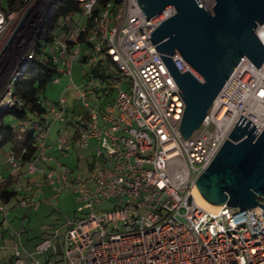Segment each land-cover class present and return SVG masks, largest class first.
Here are the masks:
<instances>
[{
    "label": "built area",
    "instance_id": "1",
    "mask_svg": "<svg viewBox=\"0 0 264 264\" xmlns=\"http://www.w3.org/2000/svg\"><path fill=\"white\" fill-rule=\"evenodd\" d=\"M76 1L82 7L80 18L63 23L49 52L58 64L55 82L63 74L71 76L68 89H76L84 109L70 112L63 95L57 103L43 100L46 110L41 115L16 118L12 127L18 139L33 133L36 151L30 160L25 158L28 146L20 154L13 148L8 153L16 195L0 200V213L7 223L12 199L19 208L39 207L35 187L43 193L52 188V198L74 192L86 212L76 221L52 227L33 250L22 240L23 230L10 228L16 264H58L60 254L63 264H264V197L256 208L240 211L226 204L210 209L199 204L195 193L199 175L241 114L255 124L256 135L264 130V62L258 68L242 58L206 119L183 138L179 123L184 99L150 41L155 27L175 13L174 7L148 20L137 0H110L95 15L99 0ZM16 14L0 6V37ZM255 32L264 45V23ZM34 45L27 56L20 52L0 65V113L17 106L14 86L32 61ZM172 57L180 72L188 70L202 80L181 55ZM78 60L91 66L84 87L73 83L72 67ZM93 68L106 74L121 71L128 88L121 86L115 98H104L105 78L94 75ZM58 122L61 132L74 126L71 139L53 138ZM92 139L97 145L92 157H86ZM56 152L65 157L74 152L87 161V176L80 165L73 169L54 157ZM35 174L41 176L32 180ZM6 181L0 169V191Z\"/></svg>",
    "mask_w": 264,
    "mask_h": 264
},
{
    "label": "water",
    "instance_id": "2",
    "mask_svg": "<svg viewBox=\"0 0 264 264\" xmlns=\"http://www.w3.org/2000/svg\"><path fill=\"white\" fill-rule=\"evenodd\" d=\"M137 1L148 20L174 7L175 13L155 27L150 41L180 89L185 102L180 132L189 138L242 58L262 66L264 45L255 28L264 23V0H215L211 11L202 0ZM176 52L202 80L176 68ZM236 122L195 186L208 205L226 204L242 211L256 208L264 197V130L256 135L255 124L242 114Z\"/></svg>",
    "mask_w": 264,
    "mask_h": 264
},
{
    "label": "rangeland",
    "instance_id": "3",
    "mask_svg": "<svg viewBox=\"0 0 264 264\" xmlns=\"http://www.w3.org/2000/svg\"><path fill=\"white\" fill-rule=\"evenodd\" d=\"M1 1V0H0ZM54 0H26L25 8L17 11V14L12 19V22L9 24L8 28L4 31L3 35L0 37V65L3 61L11 60L14 55H17L21 52L22 57L27 56L28 53L33 49V45L38 41L41 29L44 27L47 17L53 12ZM203 5L205 9L211 11L214 5L213 0H203ZM27 14V16H26ZM26 16V20L24 19ZM68 19H63L67 23ZM25 20V22H24ZM24 23V24H23ZM19 26H21L19 28ZM18 31L15 33L16 29ZM57 34H62L61 29L56 30ZM86 51H91L90 47L87 44H83ZM20 54V55H21ZM18 55V57L20 56ZM90 65L88 63H82L80 60L76 61L72 67V78L74 79L73 83L84 87L86 81V73L90 71ZM106 87L105 92L108 94L104 95V98L111 97L115 98L118 94V89L121 86L126 89L128 88L126 79L124 75L119 70H112L107 73V77L103 80ZM71 76L63 74L57 82H50L47 85L46 91L41 97L42 100L48 101V103H57V100L64 95L68 101V108L71 112L81 111L84 109V106L80 100L76 98V89L71 87ZM7 123H15L16 120L9 116L7 118ZM61 122L53 126V138L57 140L61 135L65 138L71 139L75 132V128L72 125H67V130L61 132L60 128ZM97 141L94 139L91 140L90 150L85 151L83 154L92 157V150L96 147ZM11 152V145L7 144L2 150H0V169L6 164L8 165V153ZM54 157L60 158L61 161L67 163L70 168H76L80 165L83 170V175L87 176L85 166L87 161L80 160L78 156L73 152L68 157L62 156L59 152L53 153ZM92 159V158H91ZM40 174H35L32 177L33 179H39ZM11 180V181H10ZM11 185L15 181V178L10 179ZM8 182V181H6ZM14 189V186H11ZM54 190L50 187H47L45 193L43 190L34 189L35 198L40 201L39 207L34 210L25 209L22 207H17V201L12 199L11 207L8 211V222L5 223V216L0 213V264H16L15 255H13V244L12 235L10 233V228H14L17 231H24L22 235V240L25 242L26 246L33 250L35 244L39 242V236L48 234L52 227H62L65 223L71 221H76L85 211L84 202L80 201L77 197V194L70 191L61 192V194L56 198L54 196ZM60 245L59 251L61 253L64 248L63 236H60ZM63 264V263H62Z\"/></svg>",
    "mask_w": 264,
    "mask_h": 264
},
{
    "label": "trees",
    "instance_id": "4",
    "mask_svg": "<svg viewBox=\"0 0 264 264\" xmlns=\"http://www.w3.org/2000/svg\"><path fill=\"white\" fill-rule=\"evenodd\" d=\"M109 1L110 0H99L94 15L104 6H107ZM25 2L26 0H1L0 6L7 12L12 13L24 9ZM53 4V12L47 17L48 19L41 29L40 37L38 41L35 42V54L33 55L32 61L28 69L25 70L17 83H15L14 89L18 104L15 108H9L0 113V150L9 144L16 154H20L23 152V148L28 146V148H30V153L25 155V158L28 160L31 159L30 157L36 151V147L33 144V138H35L34 134L31 133L26 139L19 140V132L12 127L14 123L9 124L6 120L9 116H12L15 120L16 118L29 119L32 114L41 115L44 113L46 108L42 105L43 100L41 97L46 91L47 85L50 82H55L58 76V64L52 60L49 47L60 35L57 34L56 30L60 28L62 31V20L64 18L68 19V17L72 20H77L80 18L79 15L82 11L80 3H77L76 0H54ZM64 23L66 22L64 21ZM91 71L96 76L99 75L103 78L107 77L104 69L93 68ZM10 181L6 182L4 189L0 191V200L2 201H10V199L16 195L15 191L11 188ZM49 233L39 236V240L41 241L48 237ZM57 263H64L61 254L60 257H58Z\"/></svg>",
    "mask_w": 264,
    "mask_h": 264
},
{
    "label": "bare ground",
    "instance_id": "5",
    "mask_svg": "<svg viewBox=\"0 0 264 264\" xmlns=\"http://www.w3.org/2000/svg\"><path fill=\"white\" fill-rule=\"evenodd\" d=\"M195 193L197 194V197L199 198V201H200L199 204L209 207L210 209L214 208V206L208 205V203H206V201L202 198V196L197 191H195Z\"/></svg>",
    "mask_w": 264,
    "mask_h": 264
},
{
    "label": "crops",
    "instance_id": "6",
    "mask_svg": "<svg viewBox=\"0 0 264 264\" xmlns=\"http://www.w3.org/2000/svg\"><path fill=\"white\" fill-rule=\"evenodd\" d=\"M9 166H7L6 164L4 165V167H2L3 172H5V174L8 176L9 180L12 179L11 177V172L9 171ZM12 186V185H11Z\"/></svg>",
    "mask_w": 264,
    "mask_h": 264
}]
</instances>
